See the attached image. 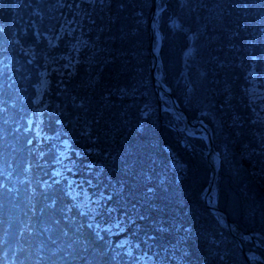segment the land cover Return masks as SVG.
Here are the masks:
<instances>
[{"label": "trees", "instance_id": "1", "mask_svg": "<svg viewBox=\"0 0 264 264\" xmlns=\"http://www.w3.org/2000/svg\"><path fill=\"white\" fill-rule=\"evenodd\" d=\"M153 4L0 0V264L264 262V97L249 91L252 70L264 90V0L158 2L161 79L212 136L217 203L246 233L248 256L202 200L206 139L157 95ZM59 140L94 218L53 174ZM113 215L128 231L114 240ZM124 237L132 253L119 250Z\"/></svg>", "mask_w": 264, "mask_h": 264}, {"label": "water", "instance_id": "2", "mask_svg": "<svg viewBox=\"0 0 264 264\" xmlns=\"http://www.w3.org/2000/svg\"><path fill=\"white\" fill-rule=\"evenodd\" d=\"M159 0H154L151 18H150V44H151V71H152V78L154 82V86L156 88L157 95L161 100L162 93L168 95L169 100L172 104V108L175 112V115L181 119L184 125V129L186 133L193 135V136H201L207 141V159L209 162V166L211 169V178L208 184L204 187L201 197L204 201L206 207L209 211L218 218L220 224L225 227L237 240L238 244L240 245L242 251L246 256L249 254L245 250L243 239L246 236V233L239 227V225L232 221L229 215L218 206L216 193H217V181L219 178V170L221 165V157L220 153L214 146V142L209 130L206 127L205 123H193V121L189 118L188 114L184 109L181 108L179 103L177 102L176 98L174 97L171 88L164 83L161 79L162 73V62L159 59L160 56V48L162 46L163 35L159 28V14L161 13L162 9L158 8ZM167 2V1H166ZM155 30H159L157 33V43L155 44ZM192 50L191 46L189 45L183 52L182 59H183V70L182 74L184 75L183 80L186 81V67H185V58ZM160 66V72L157 71V66ZM196 126L201 129V134L190 133L191 127ZM172 164L174 162L172 161ZM248 263L249 264H264L262 260H260L257 256H248Z\"/></svg>", "mask_w": 264, "mask_h": 264}, {"label": "rangeland", "instance_id": "3", "mask_svg": "<svg viewBox=\"0 0 264 264\" xmlns=\"http://www.w3.org/2000/svg\"><path fill=\"white\" fill-rule=\"evenodd\" d=\"M253 62L258 59L256 55H252ZM255 66V64H254ZM46 74V73H45ZM42 78L41 87L38 93V99H40L45 91L46 87V78ZM251 81L252 84L249 87V91L251 94L252 100L256 101L258 99H261L264 97V90L260 87L259 82L257 80V72L255 70L251 71ZM147 114V112H145ZM194 123V122H193ZM203 123V122H198ZM69 146L70 142L68 140H59L56 143V149L58 152V160H57V166L55 167V170L53 172L54 175H58L59 180H68V187L70 195L74 198L75 202L78 204V206L84 211L89 212L91 218H94L97 214L98 210L95 208L94 204H90L89 201V192L86 184L83 182H79L78 180H74L71 177L75 175L76 170L74 169L75 162L73 160H65L69 156ZM78 178H84V176H80ZM115 215L112 216L114 218ZM111 218V219H112ZM108 221L107 219H105ZM114 224H107L104 226V228L109 229V238H114L118 236L120 238L121 236H125L128 234V231L124 228L119 218L115 217ZM118 235H115L114 233L119 232ZM121 235V236H119ZM128 237H124L122 242L119 243L120 251L124 250L127 253H132V248L129 246V242H127ZM136 264H155L151 258L149 257H143V259L139 260V262H136Z\"/></svg>", "mask_w": 264, "mask_h": 264}, {"label": "snow or ice", "instance_id": "4", "mask_svg": "<svg viewBox=\"0 0 264 264\" xmlns=\"http://www.w3.org/2000/svg\"><path fill=\"white\" fill-rule=\"evenodd\" d=\"M0 32H3V28H0ZM253 59H255V58H253Z\"/></svg>", "mask_w": 264, "mask_h": 264}, {"label": "bare ground", "instance_id": "5", "mask_svg": "<svg viewBox=\"0 0 264 264\" xmlns=\"http://www.w3.org/2000/svg\"><path fill=\"white\" fill-rule=\"evenodd\" d=\"M189 132H191V130H189Z\"/></svg>", "mask_w": 264, "mask_h": 264}]
</instances>
